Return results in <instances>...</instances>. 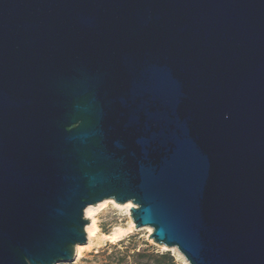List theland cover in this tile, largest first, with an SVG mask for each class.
I'll list each match as a JSON object with an SVG mask.
<instances>
[{
	"label": "water",
	"instance_id": "1",
	"mask_svg": "<svg viewBox=\"0 0 264 264\" xmlns=\"http://www.w3.org/2000/svg\"><path fill=\"white\" fill-rule=\"evenodd\" d=\"M104 200L264 264V0H0V264L72 261Z\"/></svg>",
	"mask_w": 264,
	"mask_h": 264
},
{
	"label": "rangeland",
	"instance_id": "2",
	"mask_svg": "<svg viewBox=\"0 0 264 264\" xmlns=\"http://www.w3.org/2000/svg\"><path fill=\"white\" fill-rule=\"evenodd\" d=\"M98 205V204H97ZM122 206V205H121ZM95 208L92 218L84 217L91 223L92 219L98 228L96 236L82 244L80 250L72 261L60 264H159L155 256L168 253L177 264H187L183 257L173 248L157 245L150 239L151 233L141 227H131L130 209L117 207L107 203L100 208ZM85 226V228L89 225ZM122 233L111 239L118 230ZM124 231V232H123ZM122 242V244H119ZM134 252L143 254L141 257L134 256Z\"/></svg>",
	"mask_w": 264,
	"mask_h": 264
},
{
	"label": "bare ground",
	"instance_id": "3",
	"mask_svg": "<svg viewBox=\"0 0 264 264\" xmlns=\"http://www.w3.org/2000/svg\"><path fill=\"white\" fill-rule=\"evenodd\" d=\"M107 203H112L115 206H117L118 208L120 207H124L126 209H130L133 207V204L131 202H127L125 204H117L115 203L113 200H104L100 203H98V205H94L96 206L97 208H100L102 207L103 205H106ZM122 205V206H121ZM95 208L93 206H87L84 210V215L86 217H91L92 218V215H93V212H94ZM130 225L131 227H133V222L131 221L130 222ZM150 233H151V229L150 227H147L146 228ZM97 226L95 224V220L92 219L91 223H89V225L85 228V232L88 236V239H91L92 237L96 236V233H97ZM124 232V231H123ZM122 233V230H118L117 232H115L112 236H109V238L111 239L110 241H112V239H116L120 234ZM120 237V236H119ZM81 245H77L76 248H75V254H77L80 250V247ZM165 247V246H164ZM174 250H176L175 248H173ZM178 252V251H177ZM179 253V252H178Z\"/></svg>",
	"mask_w": 264,
	"mask_h": 264
},
{
	"label": "trees",
	"instance_id": "4",
	"mask_svg": "<svg viewBox=\"0 0 264 264\" xmlns=\"http://www.w3.org/2000/svg\"><path fill=\"white\" fill-rule=\"evenodd\" d=\"M119 244H122V242H120ZM143 254H140L138 252H134V256H136L137 258L138 257H141ZM157 257V259L159 260V264H177L173 257L170 256L168 253L166 254H162L160 256H155Z\"/></svg>",
	"mask_w": 264,
	"mask_h": 264
}]
</instances>
